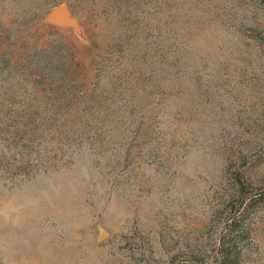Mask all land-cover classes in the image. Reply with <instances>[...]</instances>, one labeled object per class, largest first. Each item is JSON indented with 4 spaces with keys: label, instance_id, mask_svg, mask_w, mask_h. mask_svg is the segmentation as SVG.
<instances>
[{
    "label": "rangeland",
    "instance_id": "1",
    "mask_svg": "<svg viewBox=\"0 0 264 264\" xmlns=\"http://www.w3.org/2000/svg\"><path fill=\"white\" fill-rule=\"evenodd\" d=\"M225 251L264 264V0H0V264Z\"/></svg>",
    "mask_w": 264,
    "mask_h": 264
},
{
    "label": "water",
    "instance_id": "2",
    "mask_svg": "<svg viewBox=\"0 0 264 264\" xmlns=\"http://www.w3.org/2000/svg\"><path fill=\"white\" fill-rule=\"evenodd\" d=\"M49 19L60 24H72L73 19L64 4H58L49 13ZM106 234L103 229L99 230L98 238L101 239Z\"/></svg>",
    "mask_w": 264,
    "mask_h": 264
},
{
    "label": "trees",
    "instance_id": "3",
    "mask_svg": "<svg viewBox=\"0 0 264 264\" xmlns=\"http://www.w3.org/2000/svg\"><path fill=\"white\" fill-rule=\"evenodd\" d=\"M261 195V194H260ZM260 199L261 198H258V200L260 201ZM226 252V251H225ZM227 252L225 253V256H226V259L225 260H221V262H222V264H226V261L229 259V255L227 254ZM228 262V264H234V262H233V259H231L230 261H227Z\"/></svg>",
    "mask_w": 264,
    "mask_h": 264
}]
</instances>
